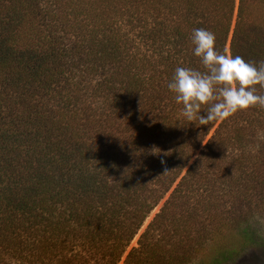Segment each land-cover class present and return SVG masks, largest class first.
<instances>
[{"label":"trees","instance_id":"obj_1","mask_svg":"<svg viewBox=\"0 0 264 264\" xmlns=\"http://www.w3.org/2000/svg\"><path fill=\"white\" fill-rule=\"evenodd\" d=\"M194 28L264 61V0H0V264H193L250 242L264 107L183 118L167 84L204 70Z\"/></svg>","mask_w":264,"mask_h":264},{"label":"clouds","instance_id":"obj_2","mask_svg":"<svg viewBox=\"0 0 264 264\" xmlns=\"http://www.w3.org/2000/svg\"><path fill=\"white\" fill-rule=\"evenodd\" d=\"M191 43L204 70L176 67L167 84L183 106L184 119L209 125L241 110L264 107V94L259 91L264 89V61H246L220 52L216 34L205 28L192 30Z\"/></svg>","mask_w":264,"mask_h":264},{"label":"rangeland","instance_id":"obj_3","mask_svg":"<svg viewBox=\"0 0 264 264\" xmlns=\"http://www.w3.org/2000/svg\"><path fill=\"white\" fill-rule=\"evenodd\" d=\"M157 211L158 207L147 219L141 232ZM243 231L246 232L244 234H249L252 237L247 245L233 249L234 246L238 245V242H234L233 245H229L233 250L225 255L217 256L213 253V255H208L193 264H264V214L251 218L241 232L243 233ZM133 245H136V239L132 242L131 246Z\"/></svg>","mask_w":264,"mask_h":264}]
</instances>
